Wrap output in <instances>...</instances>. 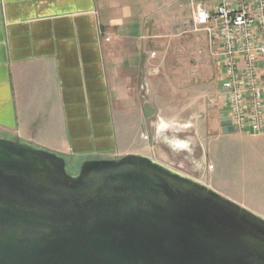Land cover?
<instances>
[{"label":"crops","instance_id":"1","mask_svg":"<svg viewBox=\"0 0 264 264\" xmlns=\"http://www.w3.org/2000/svg\"><path fill=\"white\" fill-rule=\"evenodd\" d=\"M193 9L194 0H0V136L75 169L140 153L189 175L187 159L200 173L192 133L165 143L182 114L167 102L189 89L195 106L216 99L219 134L264 141L242 136L222 108L221 44L195 28Z\"/></svg>","mask_w":264,"mask_h":264},{"label":"water","instance_id":"2","mask_svg":"<svg viewBox=\"0 0 264 264\" xmlns=\"http://www.w3.org/2000/svg\"><path fill=\"white\" fill-rule=\"evenodd\" d=\"M0 137V264H264V216L148 155Z\"/></svg>","mask_w":264,"mask_h":264},{"label":"built area","instance_id":"3","mask_svg":"<svg viewBox=\"0 0 264 264\" xmlns=\"http://www.w3.org/2000/svg\"><path fill=\"white\" fill-rule=\"evenodd\" d=\"M193 19L221 44L222 108L238 132L264 134V0H194Z\"/></svg>","mask_w":264,"mask_h":264},{"label":"rangeland","instance_id":"4","mask_svg":"<svg viewBox=\"0 0 264 264\" xmlns=\"http://www.w3.org/2000/svg\"><path fill=\"white\" fill-rule=\"evenodd\" d=\"M180 93L181 95L173 98L171 103L167 102L170 106H173V103L176 107L181 106L182 114L179 116L181 121L167 130L165 143L171 142L173 134L192 133L193 137L190 139L192 145L194 143L197 145V141L202 145L199 149L197 147V153L205 168L200 173L193 171L188 167V160L184 159L187 173L210 186H216V190L225 196L264 216V141L247 136L233 139L219 134L217 131L219 106L216 99L212 102L199 98L198 105L195 106L192 91L183 89ZM205 93L207 92L203 90L198 95ZM156 124L161 123L154 121L151 132L153 136L155 134V145L160 147L159 138L154 130ZM67 170L71 174H76L79 168L75 169L67 164Z\"/></svg>","mask_w":264,"mask_h":264}]
</instances>
